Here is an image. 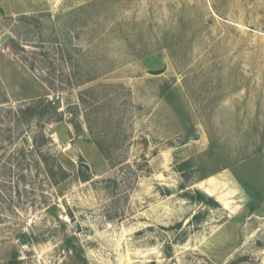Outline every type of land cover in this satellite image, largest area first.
Segmentation results:
<instances>
[{
  "label": "rangeland",
  "instance_id": "1",
  "mask_svg": "<svg viewBox=\"0 0 264 264\" xmlns=\"http://www.w3.org/2000/svg\"><path fill=\"white\" fill-rule=\"evenodd\" d=\"M263 201L264 0H0V264H264Z\"/></svg>",
  "mask_w": 264,
  "mask_h": 264
},
{
  "label": "crops",
  "instance_id": "2",
  "mask_svg": "<svg viewBox=\"0 0 264 264\" xmlns=\"http://www.w3.org/2000/svg\"><path fill=\"white\" fill-rule=\"evenodd\" d=\"M213 181H214V179L213 178H209L208 180H207V183H203V182H200V184H199V187H201L202 188V190H204V192L206 193V194H208L209 196H214L215 195V193L213 192V193H210V192H208L207 190L209 189V185L210 184H214L213 183ZM208 184V185H207ZM216 196V200L217 201H219V199H218V196L217 195H215ZM264 202V201H263Z\"/></svg>",
  "mask_w": 264,
  "mask_h": 264
},
{
  "label": "trees",
  "instance_id": "3",
  "mask_svg": "<svg viewBox=\"0 0 264 264\" xmlns=\"http://www.w3.org/2000/svg\"><path fill=\"white\" fill-rule=\"evenodd\" d=\"M237 159H235V160H233V161H236ZM239 160V159H238ZM229 165L228 164H226L224 167H228ZM197 194V197L199 198V199H201V200H205V201H207V202H214V203H216V201L214 200V198L213 197H208V198H206L205 197V195H203L202 193H200V192H197L196 193Z\"/></svg>",
  "mask_w": 264,
  "mask_h": 264
},
{
  "label": "water",
  "instance_id": "4",
  "mask_svg": "<svg viewBox=\"0 0 264 264\" xmlns=\"http://www.w3.org/2000/svg\"><path fill=\"white\" fill-rule=\"evenodd\" d=\"M150 71L153 72V73H159V72L163 71V69H156V70H150ZM256 214L259 215V216H264V202H263L262 206L259 209L256 210Z\"/></svg>",
  "mask_w": 264,
  "mask_h": 264
}]
</instances>
